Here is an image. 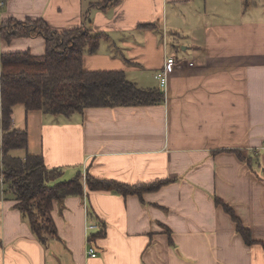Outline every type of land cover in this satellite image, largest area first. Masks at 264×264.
<instances>
[{
  "label": "crops",
  "instance_id": "0c3cea01",
  "mask_svg": "<svg viewBox=\"0 0 264 264\" xmlns=\"http://www.w3.org/2000/svg\"><path fill=\"white\" fill-rule=\"evenodd\" d=\"M3 1L0 24L44 19L102 34L85 70L123 71L164 98L70 116L15 106L13 128L28 133L17 157H42L62 181L82 175L84 194L53 202L56 234L42 241L0 173V264H264V1L123 0L107 9L96 0ZM46 51L41 36L0 39L2 54ZM169 57L182 64L162 89L155 75ZM88 173L170 182L140 197L91 191ZM91 224H104V235L90 239L101 229Z\"/></svg>",
  "mask_w": 264,
  "mask_h": 264
},
{
  "label": "trees",
  "instance_id": "16d2710c",
  "mask_svg": "<svg viewBox=\"0 0 264 264\" xmlns=\"http://www.w3.org/2000/svg\"><path fill=\"white\" fill-rule=\"evenodd\" d=\"M123 0H96L92 5L102 9L119 5ZM248 1V0H246ZM41 36L46 40L43 56L30 52H0V131L2 173L5 194L15 197L16 206L28 218L34 233L42 240L56 234L51 210L54 201L70 195H83V176L59 180L62 170L49 169L40 156L17 157L13 151L28 148L26 130L13 128L15 106L27 111L42 110L52 115L70 116L90 107L144 106L162 102L157 89H140L129 81L123 71H87L83 66L86 50H98L102 34L85 27L58 30L44 19L18 21L8 19L0 24V39L11 42L22 37ZM242 157V155L240 154ZM170 180L127 184L87 174L85 183L91 191H111L123 195L158 191ZM218 205L232 215L238 231L248 244L254 243L250 231L233 209L217 198ZM90 239L103 236L105 225Z\"/></svg>",
  "mask_w": 264,
  "mask_h": 264
},
{
  "label": "built area",
  "instance_id": "2783aa9c",
  "mask_svg": "<svg viewBox=\"0 0 264 264\" xmlns=\"http://www.w3.org/2000/svg\"><path fill=\"white\" fill-rule=\"evenodd\" d=\"M5 6V2L3 0H0V11ZM182 64V61H179V59L175 57H169L167 58L164 67L155 75L156 79L158 80L160 84V88H165L168 84V75L171 71L176 69V67L180 66ZM100 228V225L98 224H91L88 226L89 231H95ZM88 254L92 257H96L97 253L94 248L90 247L88 249Z\"/></svg>",
  "mask_w": 264,
  "mask_h": 264
},
{
  "label": "rangeland",
  "instance_id": "374dc122",
  "mask_svg": "<svg viewBox=\"0 0 264 264\" xmlns=\"http://www.w3.org/2000/svg\"><path fill=\"white\" fill-rule=\"evenodd\" d=\"M250 1H252V0H250ZM21 107H23V106H21ZM0 115H1V113H0ZM0 149H1V140H0ZM23 151L24 150H18L16 152H14L13 155L20 156L23 153ZM0 159H1V151H0ZM0 162H1V160H0Z\"/></svg>",
  "mask_w": 264,
  "mask_h": 264
}]
</instances>
